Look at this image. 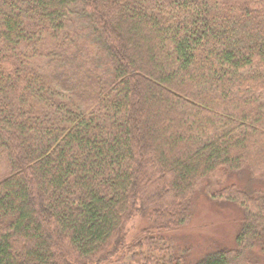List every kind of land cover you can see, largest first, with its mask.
Returning a JSON list of instances; mask_svg holds the SVG:
<instances>
[{
	"label": "trees",
	"instance_id": "16d2710c",
	"mask_svg": "<svg viewBox=\"0 0 264 264\" xmlns=\"http://www.w3.org/2000/svg\"><path fill=\"white\" fill-rule=\"evenodd\" d=\"M75 13L107 79L65 49ZM242 169L260 187L219 193L235 248L196 264H252L264 239V0H0V264H176L163 233Z\"/></svg>",
	"mask_w": 264,
	"mask_h": 264
},
{
	"label": "rangeland",
	"instance_id": "374dc122",
	"mask_svg": "<svg viewBox=\"0 0 264 264\" xmlns=\"http://www.w3.org/2000/svg\"><path fill=\"white\" fill-rule=\"evenodd\" d=\"M62 40L69 43V47L65 49L71 55H75L76 64L81 67L79 74L88 70L105 78L108 77V64L102 56L99 45L90 34L88 21L81 14L75 13L70 18L63 30ZM37 61V64L43 65V70L51 69L53 66V64L49 67L45 65V59ZM76 64L73 66L77 71ZM215 181L216 179H212L199 183L192 195L185 224L177 230L163 233L164 245L169 248L168 254L165 255L164 250L156 254L164 253L166 259L170 257L176 261V264H196L208 254L235 248L244 211L241 206L225 201L219 193L230 187L252 193L260 187V182L252 177L247 169L231 173L221 183ZM148 225L149 222L140 217L133 218L126 226L127 242L137 241L141 231ZM142 250L144 251L145 248ZM250 252L249 258L252 264H264V239L261 245ZM125 263L128 264L127 260Z\"/></svg>",
	"mask_w": 264,
	"mask_h": 264
}]
</instances>
